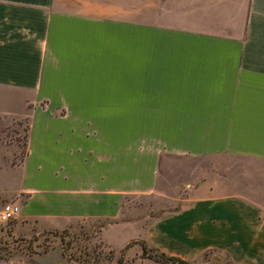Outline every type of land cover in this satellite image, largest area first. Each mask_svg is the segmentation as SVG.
Returning <instances> with one entry per match:
<instances>
[{
  "label": "crops",
  "instance_id": "0c3cea01",
  "mask_svg": "<svg viewBox=\"0 0 264 264\" xmlns=\"http://www.w3.org/2000/svg\"><path fill=\"white\" fill-rule=\"evenodd\" d=\"M59 1L0 0V98L23 105L0 115L30 120L21 163L0 139V208L25 196L23 215L57 226L118 218L157 189L164 155H230L244 180L199 186L146 240L190 261L210 252L201 264H264V184L247 164L264 163V0H148V19L142 0Z\"/></svg>",
  "mask_w": 264,
  "mask_h": 264
},
{
  "label": "rangeland",
  "instance_id": "374dc122",
  "mask_svg": "<svg viewBox=\"0 0 264 264\" xmlns=\"http://www.w3.org/2000/svg\"><path fill=\"white\" fill-rule=\"evenodd\" d=\"M141 3L142 18L148 19V0ZM59 5L69 9L71 1L60 0ZM0 103L18 110L23 106L21 98L17 97L0 98ZM29 130V118L0 115V139L13 148H19L15 165L21 163L27 153ZM245 164L243 159L224 154L164 155L157 189L148 195L127 196L118 218H76L57 226L58 223L52 221L23 215L27 197L9 199L5 203L15 202L22 209L16 219L0 225V264H150L142 246V242H147V227L182 210L198 197L197 190L201 185H224L228 189L231 177L241 176L239 179L244 180ZM247 164L259 174L254 177V182L264 184V163L249 161ZM8 175L13 185L20 181L19 169ZM107 228L111 229L105 233ZM204 260L200 258L199 262Z\"/></svg>",
  "mask_w": 264,
  "mask_h": 264
},
{
  "label": "trees",
  "instance_id": "16d2710c",
  "mask_svg": "<svg viewBox=\"0 0 264 264\" xmlns=\"http://www.w3.org/2000/svg\"><path fill=\"white\" fill-rule=\"evenodd\" d=\"M134 242L130 243L131 246ZM144 255L162 264H201L199 261H190L180 256L170 255L156 246H151L147 242H142ZM210 252L206 254L205 260L209 259Z\"/></svg>",
  "mask_w": 264,
  "mask_h": 264
},
{
  "label": "built area",
  "instance_id": "2783aa9c",
  "mask_svg": "<svg viewBox=\"0 0 264 264\" xmlns=\"http://www.w3.org/2000/svg\"><path fill=\"white\" fill-rule=\"evenodd\" d=\"M21 207L15 202L5 203L0 208V225H5L16 219L21 212Z\"/></svg>",
  "mask_w": 264,
  "mask_h": 264
}]
</instances>
